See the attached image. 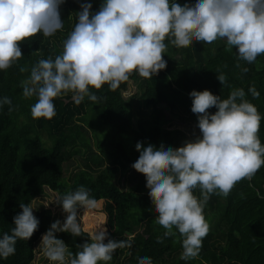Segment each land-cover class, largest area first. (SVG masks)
Masks as SVG:
<instances>
[{
	"label": "trees",
	"instance_id": "16d2710c",
	"mask_svg": "<svg viewBox=\"0 0 264 264\" xmlns=\"http://www.w3.org/2000/svg\"><path fill=\"white\" fill-rule=\"evenodd\" d=\"M102 2L66 0L60 7L62 30L51 37L37 34L22 41L24 57L0 71V98L8 97L13 109L9 111L7 104L0 108V234H10L13 217L22 211L20 203L31 205L47 189L59 197L83 185L99 202L97 209L84 214L87 229L82 228L79 237L66 232L57 235L73 256L90 242L88 234L104 224L109 238L130 242V247L117 249L108 264H137L141 255L150 257L153 264H264V166L236 182L227 196L209 195L204 207L209 231L199 255L188 261L180 259L182 237L175 228V236L163 237L166 230L154 222L158 213L145 176L131 167L139 156L137 142L157 148L163 142L178 148L190 141L185 131L172 125L183 118L182 112L187 115L184 121L197 126L189 95L193 90L207 89L226 99L233 88H242L245 99L261 115L257 135L264 145V54L248 63L238 61L237 50L229 49L224 40H193L179 49L166 40L162 58L167 67L152 79L133 72L116 91H108L107 85L92 89L100 97L98 104L85 98L77 105L68 93L54 100L56 115L51 120L32 117L36 97L23 96L21 81L39 59L62 54L82 3H91V11L96 12ZM177 2L183 6L194 0ZM221 73L226 78L224 86L217 79ZM129 82L137 84L139 93L127 100L123 93ZM250 87H255L258 97L252 96ZM76 161L69 171L67 167ZM193 195L202 198L201 189L194 188ZM36 217L40 223L32 237L18 239L15 254L0 259V264L34 263L36 244L50 228L53 213L43 209ZM157 237L163 241L157 242Z\"/></svg>",
	"mask_w": 264,
	"mask_h": 264
},
{
	"label": "clouds",
	"instance_id": "9594fccd",
	"mask_svg": "<svg viewBox=\"0 0 264 264\" xmlns=\"http://www.w3.org/2000/svg\"><path fill=\"white\" fill-rule=\"evenodd\" d=\"M65 2L0 0V71L24 57L22 41L37 34L51 37L62 30L60 7ZM80 7L62 54L39 59L21 81L23 96L36 97L30 109L34 119L51 120L56 115L54 100L68 93L77 105L85 98L98 104L100 97L92 89L107 85L108 91H116L133 72L152 79L167 67L162 58L166 40L178 49L193 40H224L229 49L237 50L238 61L248 63L264 54V0H194L183 6L177 0H103L96 12L91 11V3ZM217 79L225 85L222 73ZM248 91L254 98L259 96L255 87ZM189 95L200 135L178 148L163 142L159 148L137 142L139 156L131 165L145 176L148 195L158 213L154 222L166 230L163 237L175 236L174 228L181 235L180 259L185 261L199 255L209 231L204 217L209 195L227 196L236 182L250 178L264 166V145L257 135L261 115L245 99L242 88H233L226 99L207 89L193 90ZM11 103L8 97L0 98V108L7 104L12 111ZM213 107L215 113L209 111ZM196 187L201 189L200 199L193 195ZM98 203L83 185L58 197L56 204L65 213L64 221L51 223L39 245L50 262L108 264L117 249L130 247L127 240L109 238L104 224L88 234L90 242L82 244L74 256L57 238L59 232L81 236L79 217L97 209ZM20 208L10 234H0V259L14 255L17 240H29L38 229L34 208L26 203H20ZM163 237H157V242ZM137 264L153 262L141 255Z\"/></svg>",
	"mask_w": 264,
	"mask_h": 264
},
{
	"label": "rangeland",
	"instance_id": "374dc122",
	"mask_svg": "<svg viewBox=\"0 0 264 264\" xmlns=\"http://www.w3.org/2000/svg\"><path fill=\"white\" fill-rule=\"evenodd\" d=\"M136 93H139V88H138L137 84H135L133 82H129L128 89L126 92L123 93V96L127 100H129L130 98H134L133 95H135ZM135 98L140 99L139 97H135ZM143 103H144L143 101L140 102V104H143ZM144 110H148V109H144ZM179 114L183 118L187 116L186 114H184L182 112H179ZM183 118L176 119L174 121L172 127L182 129L183 131H185L187 133L190 140H194L197 137L198 128L196 125L189 123L187 121H184ZM77 164H78V162L76 161L75 163L69 165L67 168H69V171H72L74 169L75 165H77ZM57 199H58L57 194L47 189L44 195L36 198L31 204V206L34 208V211H33L34 216H36V214L43 209H50L53 213L52 223L56 220H60L61 223H63L64 218H65V213L63 212L62 208H59L57 206V204H56ZM45 206H47V207H45ZM84 214L85 213H83L79 217L82 228H86V226L84 224V219H85ZM57 235H58V233H56V236ZM57 238H58V236H57ZM40 242H41V238L35 247V261L33 264H55V262H50L43 255L42 251L39 249ZM67 251H68V249H67Z\"/></svg>",
	"mask_w": 264,
	"mask_h": 264
},
{
	"label": "bare ground",
	"instance_id": "6f19581e",
	"mask_svg": "<svg viewBox=\"0 0 264 264\" xmlns=\"http://www.w3.org/2000/svg\"><path fill=\"white\" fill-rule=\"evenodd\" d=\"M137 176V175H136Z\"/></svg>",
	"mask_w": 264,
	"mask_h": 264
}]
</instances>
